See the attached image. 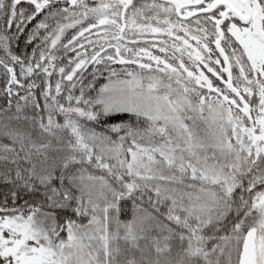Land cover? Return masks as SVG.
Returning a JSON list of instances; mask_svg holds the SVG:
<instances>
[{
	"label": "snow or ice",
	"instance_id": "obj_1",
	"mask_svg": "<svg viewBox=\"0 0 264 264\" xmlns=\"http://www.w3.org/2000/svg\"><path fill=\"white\" fill-rule=\"evenodd\" d=\"M0 264H264V0H0Z\"/></svg>",
	"mask_w": 264,
	"mask_h": 264
}]
</instances>
